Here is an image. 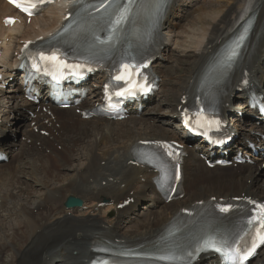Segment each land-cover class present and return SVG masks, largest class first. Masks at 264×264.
Here are the masks:
<instances>
[{
    "label": "bare ground",
    "instance_id": "bare-ground-1",
    "mask_svg": "<svg viewBox=\"0 0 264 264\" xmlns=\"http://www.w3.org/2000/svg\"><path fill=\"white\" fill-rule=\"evenodd\" d=\"M187 1H190L188 4L190 9H185L183 13L192 10L193 15L190 19L192 28L198 26L205 30L202 31V37L195 38L196 41L193 42L196 47L195 52L190 56L192 59L187 69L177 80H173V73L169 72L173 68L166 69L161 61L156 62V71L164 77L158 94L163 100L159 102L158 108L143 110L139 114L141 119H137L138 113H134L135 115H131L128 121H123L129 122V125L123 126L120 125L123 122H117L119 125L114 126L115 122L111 120L95 118L88 121L92 123L89 124L78 115L72 114L70 110L64 115L59 114L65 130L62 131L63 135L59 132L56 140H62L66 145L63 148L66 156L57 151L53 158L59 169L52 167L51 159L40 153L38 149L31 148L27 152L28 145L15 141L14 137H8L3 141V149L10 152L13 159H17L0 170L2 193L0 264H88L89 260L96 256L93 246L100 235H109L125 242H135L157 236L179 209L189 207L195 200L213 195H217V198H228L251 193L264 197V183L260 180L261 175L257 174L258 166L251 167L242 175L237 174L232 168H225L224 171L214 175L217 170L209 171L202 162L187 163L186 161L187 176L184 183L191 193L180 201L164 204L159 196L153 193L151 177L155 173L132 164L134 152L138 149L137 143L141 140L165 138L181 140L177 130L169 129V126H173L176 122L180 113L178 107L182 105L181 99L191 78L202 62L237 32L243 19L251 14L255 15L256 22L244 51L243 64L230 74L225 88L229 92L228 99L231 102L238 100L236 106L241 108L245 117L251 120L257 112L248 109L245 93L235 91L241 79L242 67L249 66L252 85L260 89L264 95V0H229L227 4H222L221 0H211L209 3L204 2L199 5L193 4L191 0H176L175 4L169 7V18L163 22L165 28L172 30V40L174 28H178L184 18L183 13H175L178 9L177 3L181 5ZM62 12V7H54L33 22L41 27L39 32H48L58 24ZM13 13L12 7L4 0H0V15ZM3 28L5 27L1 28L3 34L10 31L7 36L18 34L24 38L39 34L31 27L22 33V29L19 28ZM10 47L11 45L8 46V52ZM166 47L169 49L168 44ZM177 56L178 53L173 52L169 61L174 59L176 65H179ZM18 91L21 92L22 89L17 86L9 90L10 94L4 97L9 110L20 115L21 118V121L18 118L13 131L17 135L22 130L24 136L32 139L35 135L33 129L29 128L30 115L23 110V107L31 108L32 104L26 101L23 104L16 102L15 99H19ZM94 93L97 95L99 91L94 89ZM86 104V108L93 107L91 101H87ZM145 105L147 103H144L143 107ZM162 108L167 110L157 115ZM69 117L74 122L73 125L66 123ZM132 117L137 118L131 119ZM47 118L49 117L45 115L44 119ZM0 119H2L0 136H3V127L8 121H6L7 117ZM152 120L155 122L163 120L168 126L150 124ZM33 121L37 122V125L40 124L38 119ZM51 125L53 128L56 126L53 122ZM248 125L251 127L246 129L249 131L246 134L249 137L254 130L261 129L254 123ZM237 130L240 131L239 128ZM195 165L198 166L197 169ZM19 172L20 176L23 175L21 182L18 183V179H14L13 187L4 191L6 182ZM29 173H32L36 179L34 184L39 185L35 188L36 193L30 189L27 182ZM261 174H264V170ZM199 183L207 185L204 191L197 189ZM71 195L81 198L83 205L76 208L67 207L66 201ZM129 198H133L134 202L123 209H118V204ZM105 200L107 204L102 205ZM143 201L148 202L144 207L146 211L135 212L137 217L133 219L132 214ZM157 208L159 209L155 210ZM259 262L264 264L263 252L258 264Z\"/></svg>",
    "mask_w": 264,
    "mask_h": 264
},
{
    "label": "rangeland",
    "instance_id": "rangeland-1",
    "mask_svg": "<svg viewBox=\"0 0 264 264\" xmlns=\"http://www.w3.org/2000/svg\"><path fill=\"white\" fill-rule=\"evenodd\" d=\"M193 2H194V4H196V5H199V4H201V3H204V2H206V3H209L211 0H192ZM229 2V0H221V3L222 4H227ZM184 3V2H183ZM188 3L189 2H187V4L186 5H180L179 7H177L178 9H176V11H175V13H177V14H182L183 13V11L185 10V9H190V6L188 5ZM192 9V8H191ZM188 13V14H187ZM183 15H184V18H183V20L181 21V23H180V25L178 26V28L176 27V28H174V31H175V33H174V35H173V40L171 41V43L169 44V54H171V53H173V52H175V53H178V56H177V59H178V64L179 65H176V62H175V60L174 59H172V60H166V61H164L163 62V64L166 66L165 68L167 69V67H171V68H173L171 71H169L171 74L173 73V76H174V78H173V80H177V78L178 77H180L183 73H184V71L187 69V67H188V65H189V62L191 61V59H192V57L190 58V56L195 52V49H196V47H195V44L193 43L194 41H196V39L195 38H200V37H202V31H204L205 30V28H201V27H196L195 29L196 30H198V32L194 29V27L192 28V24H191V15H193V12H192V10H189V11H186L185 13H183ZM189 15V16H188ZM189 18V19H188ZM187 21V22H186ZM187 23V24H186ZM184 25V26H183ZM187 26V27H186ZM189 28H191V29H189ZM199 28V29H198ZM188 29V30H187ZM203 29V30H202ZM206 29H208L207 27H206ZM181 31H182V33H181ZM184 31V32H183ZM190 31V32H189ZM201 31V32H200ZM190 34H189V33ZM193 32V33H192ZM195 32V33H194ZM179 33V34H178ZM186 33V34H185ZM193 34V35H192ZM198 34V35H197ZM187 35V36H186ZM186 37V38H185ZM189 37V38H188ZM192 39H193V41H192ZM187 41H189V42H187ZM183 42V43H182ZM194 45V46H193ZM187 46H189V47H187ZM187 47V48H186ZM193 47H194V49H193ZM185 48V49H184ZM180 49H182V50H180ZM183 51V52H182ZM187 52V53H186ZM179 54H181V55H179ZM170 56H172V54L170 55ZM181 59V60H180ZM186 60V61H185ZM186 62V64H184ZM169 65V66H168ZM172 65V66H171ZM175 68V69H174ZM5 95H8V93H5ZM4 95V96H5ZM4 96H1L0 97V99H3V97ZM163 99H160V100H156L153 104H152V106L153 107H155V108H158V104H160L159 103V101L161 102ZM3 101H4V99H3ZM5 105H8V104H6V102H5ZM167 106V104H165V106L164 107H166ZM5 106H4V103L2 104L1 103V105H0V112L1 113H4L5 111ZM167 109L166 108H162V110H159L158 112H157V115H158V113L159 112H164V111H166ZM3 111V112H2ZM11 116V115H10ZM136 119L137 117H132L131 119ZM131 119L129 120V121H131ZM137 119H141V118H137ZM79 121V120H78ZM149 123H151V124H153L154 123V121L152 120V122L150 121ZM119 125V123H114V126H118ZM120 125L121 126H123V125H125V124H121L120 123ZM126 125H129V122H127L126 123ZM167 126V125H166ZM249 126V125H248ZM170 129V128H169ZM61 134H62V132H61ZM63 135V134H62ZM56 137H59V136H56ZM26 151H29V149L27 148L26 149ZM35 166H37V165H35ZM55 169H57V168H55ZM21 171V170H20ZM18 174H20V172L18 173ZM258 175H261V182H263L264 183V174H261V172H259L258 173ZM28 182V184H29V187H30V189H32V190H34V192L36 193V191H35V188H38V186H36L35 184H34V182L30 179V181H27ZM33 185V186H32ZM35 185V186H34ZM31 186H32V188H31ZM35 187V188H34ZM213 196H217V195H213ZM146 204V203H145ZM144 206V205H143ZM159 208H157V209H155V210H158ZM138 210V209H137ZM139 211H141V212H144V210H143V208L141 207L140 208V210ZM135 212H137V211H134V213L132 214V215H134V218L133 219H135L136 217H137V213H135ZM136 215V216H135ZM264 253V252H263ZM262 256V255H261Z\"/></svg>",
    "mask_w": 264,
    "mask_h": 264
},
{
    "label": "snow or ice",
    "instance_id": "snow-or-ice-1",
    "mask_svg": "<svg viewBox=\"0 0 264 264\" xmlns=\"http://www.w3.org/2000/svg\"><path fill=\"white\" fill-rule=\"evenodd\" d=\"M43 2H45V0H41V3H43ZM48 2H50V0H48ZM17 6L18 7H23V10L26 11V12L28 11V7H24V6L20 5V4H17ZM30 6L31 7H35L36 5H30ZM29 14H31V13H29ZM8 22L12 23L14 21H12L10 19V20H8ZM41 58L45 59V60H52V61L59 62L58 58L56 56H54V55L53 56H48V57H41ZM124 67H125V69L128 68L127 65H125ZM116 79L122 80V79H125V76H117ZM123 94H124L123 92L117 93V95H123ZM253 203H255V202H253ZM228 210H229L228 208L222 209V211H225V212L228 211ZM257 221L259 222L260 228L264 229V204L258 206V215L254 216L252 218V220L250 221V223H255ZM258 237L261 240V242H264V233H260L258 231ZM205 244L209 248H215V245L213 243H211V242H205ZM215 250L221 251V249H219V248H216Z\"/></svg>",
    "mask_w": 264,
    "mask_h": 264
}]
</instances>
